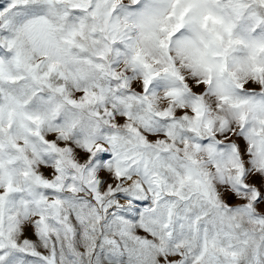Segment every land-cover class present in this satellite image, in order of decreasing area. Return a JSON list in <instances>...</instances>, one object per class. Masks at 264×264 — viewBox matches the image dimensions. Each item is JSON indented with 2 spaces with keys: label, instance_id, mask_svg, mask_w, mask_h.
I'll list each match as a JSON object with an SVG mask.
<instances>
[{
  "label": "snow or ice",
  "instance_id": "snow-or-ice-1",
  "mask_svg": "<svg viewBox=\"0 0 264 264\" xmlns=\"http://www.w3.org/2000/svg\"><path fill=\"white\" fill-rule=\"evenodd\" d=\"M0 264H264V0H0Z\"/></svg>",
  "mask_w": 264,
  "mask_h": 264
}]
</instances>
